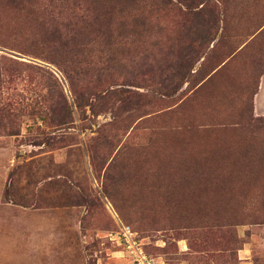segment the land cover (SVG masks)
<instances>
[{
	"label": "rangeland",
	"instance_id": "rangeland-1",
	"mask_svg": "<svg viewBox=\"0 0 264 264\" xmlns=\"http://www.w3.org/2000/svg\"><path fill=\"white\" fill-rule=\"evenodd\" d=\"M112 1L0 0V264H264V0Z\"/></svg>",
	"mask_w": 264,
	"mask_h": 264
},
{
	"label": "trees",
	"instance_id": "trees-1",
	"mask_svg": "<svg viewBox=\"0 0 264 264\" xmlns=\"http://www.w3.org/2000/svg\"><path fill=\"white\" fill-rule=\"evenodd\" d=\"M113 1H117L120 3L121 0H113ZM112 1V2H113ZM123 1H127V0H123ZM167 4H171L170 2H168ZM119 5H122L121 3ZM197 13H194L193 16L194 17H200V14L202 13V10H199V11H196ZM101 17H99L97 14H96V17H93L92 19V22L89 24V25H99V21H100ZM210 19V18H209ZM202 20V24H199L197 23L198 21ZM196 25L195 27H197L198 25H200L202 28L200 30L197 31L196 33V39L195 41L193 42H197V45H201L203 42H205L206 38H207V35H208V32H209V29L211 28V25H212V22L211 21H206V28H204V19L203 17H200V18H197L196 20ZM88 36H91V35H88ZM87 36V37H88ZM94 38H92V40H90V42H92L93 44H97V42L101 43L102 45H108V41L112 38L113 34L110 32V24L108 23L106 25L105 28H102V29H96L94 30ZM98 40H97V39ZM101 41V42H100ZM83 45V44H81ZM79 46V45H78ZM86 46L87 45H83V47L86 49ZM67 45H61L59 48H66ZM68 48L69 50H65L64 52L68 55H71L72 57H75V56H78L79 54H81V51L84 52V49H81L79 47H74V46H69L68 45ZM80 51V52H79ZM75 61H73L72 63L74 64ZM70 63V65L72 64ZM74 72L78 75H85L86 74V68H82V62H78L74 65ZM76 68V69H75ZM68 76V75H67ZM78 107H80V105H77ZM67 123V119L66 118H63L61 121H60V124H66Z\"/></svg>",
	"mask_w": 264,
	"mask_h": 264
},
{
	"label": "built area",
	"instance_id": "built-area-1",
	"mask_svg": "<svg viewBox=\"0 0 264 264\" xmlns=\"http://www.w3.org/2000/svg\"><path fill=\"white\" fill-rule=\"evenodd\" d=\"M118 236L119 243L122 242L126 249L131 253L134 264H157L153 258L143 254L139 249L137 242L133 239V235L129 229L126 227L120 228Z\"/></svg>",
	"mask_w": 264,
	"mask_h": 264
}]
</instances>
